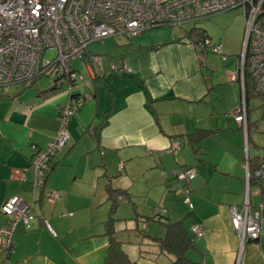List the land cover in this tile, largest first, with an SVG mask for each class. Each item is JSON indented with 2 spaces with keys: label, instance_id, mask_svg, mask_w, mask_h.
Segmentation results:
<instances>
[{
  "label": "crops",
  "instance_id": "obj_1",
  "mask_svg": "<svg viewBox=\"0 0 264 264\" xmlns=\"http://www.w3.org/2000/svg\"><path fill=\"white\" fill-rule=\"evenodd\" d=\"M174 26L87 46V55L102 56L105 74L93 78L87 69L86 77L81 73L83 85L72 88L85 102L71 115L67 144L50 160L41 187L33 185L32 148L43 147L56 136L59 108L69 100L66 83L53 92L52 84L37 86L41 78L14 84L21 86L17 91L0 88V206L15 195L32 206L30 227L19 221L13 232L10 264H103L108 245L107 184L126 190L131 199L150 194L147 216L157 207L162 220H183L195 246L187 252L192 261L264 264V230L241 248L229 213V206L243 204L247 181L250 201L260 199L259 185L249 181L251 166L260 159L246 149L247 84L240 77L230 80L237 59L223 77L210 74L202 63L207 52L201 51L191 32ZM111 63L125 64V69L111 72ZM30 87L36 93L25 92ZM220 89H227L229 97H219ZM244 99L246 125L234 116ZM200 129L208 135L191 143L188 135ZM174 143L180 146L176 152ZM185 166L197 169L189 186L192 209L184 201V182L173 174ZM139 177L142 180L135 184ZM52 190L59 192L57 199L46 197ZM6 222L0 210V228ZM194 225L203 227L202 236L192 231ZM141 227L151 236L165 233L156 220L142 221ZM130 234L132 242L125 249L137 264L171 262L148 241L140 246V238Z\"/></svg>",
  "mask_w": 264,
  "mask_h": 264
},
{
  "label": "built area",
  "instance_id": "obj_2",
  "mask_svg": "<svg viewBox=\"0 0 264 264\" xmlns=\"http://www.w3.org/2000/svg\"><path fill=\"white\" fill-rule=\"evenodd\" d=\"M236 7L243 8L245 29L242 51L236 58L237 69L230 73V80L240 77L246 85L247 73L254 93L264 98V0H0V88L29 84L46 75L65 82L69 95L67 103L59 108L61 122L56 136L43 147L32 148L34 188L43 186L49 161L67 144L69 119L85 102L83 95L72 93L76 81L83 80V75L72 68V59L85 58L90 75L103 76L102 56L87 55L90 43L116 36L132 38L151 28L180 26ZM198 44L201 51L228 59L221 45L209 37H202ZM49 49L56 53L48 60L44 54ZM124 69L125 64H110L111 72L120 73ZM234 116L246 125L245 99ZM179 149L178 143L172 145L173 152ZM196 173L195 166L173 172L184 182V201L190 209L193 204L189 186ZM253 176L259 185V201L255 204L250 201L247 181L243 204L229 206L231 225L241 248L247 241L257 240L264 230V158L260 159ZM59 195L57 190L47 192L50 200ZM0 210L7 216L6 224L0 228V264H10L13 232L19 221L30 227L32 206L15 195L5 199ZM158 210L153 211L156 216ZM192 231L197 236L203 235L201 225H194Z\"/></svg>",
  "mask_w": 264,
  "mask_h": 264
},
{
  "label": "rangeland",
  "instance_id": "obj_3",
  "mask_svg": "<svg viewBox=\"0 0 264 264\" xmlns=\"http://www.w3.org/2000/svg\"><path fill=\"white\" fill-rule=\"evenodd\" d=\"M181 27L186 29V31L191 32L193 37H195V34L198 32V30L202 31L211 39L213 43L221 45L222 53L228 57L227 60H222L219 54L210 51L205 53L202 59L203 66L205 68L208 67L210 74H213L215 77H223L224 74L227 73V69L230 64L235 63L236 58H238L241 54L245 29V17L242 7L232 8L194 22H187L182 24ZM174 28L178 30L179 26H174ZM55 53L56 50L49 49L45 52L44 56L49 60L55 56ZM105 57L109 59L108 55ZM71 64L76 73H82L85 77L87 76L88 68L82 58L72 59ZM218 81L224 83V80ZM52 83L53 77L44 75L40 80L37 81V86L39 88H44ZM83 83L84 80H77L73 87H81ZM15 85L13 84L8 87L14 88V91H17L21 88V86L18 87ZM247 90L249 94L248 109L250 120L248 132L250 135V145L248 147L249 143L247 142L246 149L250 151L251 157L257 156L259 159H261L264 158V98L254 93L253 83L251 80H248L247 82ZM29 91H34L36 93L35 87H30L25 90V92ZM218 92L219 97H221L220 94L222 96H228L230 93L227 91V89H220ZM221 103L222 99L218 98L215 104L217 107H219ZM226 104H230V102L227 101ZM141 180L142 179H140V177L135 179V184H138ZM252 189L254 190L255 187ZM139 195L140 196L133 198L135 202L133 199L131 202L122 200V202L118 205L115 212L116 221H114L116 226H121L123 229L129 228V226H135L137 223L141 222H136V219H141V215L144 217L148 215L149 208L147 206V201H149L151 195ZM106 206H108L109 209V205L106 204ZM127 234L131 235L130 233Z\"/></svg>",
  "mask_w": 264,
  "mask_h": 264
},
{
  "label": "trees",
  "instance_id": "obj_4",
  "mask_svg": "<svg viewBox=\"0 0 264 264\" xmlns=\"http://www.w3.org/2000/svg\"><path fill=\"white\" fill-rule=\"evenodd\" d=\"M207 36L202 31H199L195 34V40L199 42L202 37ZM208 37V36H207ZM36 80V79H35ZM34 80V81H35ZM246 84L248 82V75L246 73L245 76ZM33 81L29 84H32ZM65 83L61 82L58 78H53V83L50 88L51 92L60 88V84ZM247 90V88H246ZM248 91V90H247ZM252 91V90H251ZM208 135L207 130H197L188 135V139L191 143L202 139ZM256 164L251 166L249 181H255L253 176L254 167L257 166L260 160L256 159ZM50 162V161H49ZM256 168V167H255ZM49 172V168H47L45 173V178ZM256 182V181H255ZM107 201L109 202V211L108 217L105 222L106 225V236L108 237V245L106 250V256L103 264H137V262L130 258L126 249L125 244L132 242V239L129 238L130 233L134 231V236L140 238L139 245L142 246V241H148L150 245L156 247V251L159 254H164L171 257V262L169 264H202L201 262L192 261L187 257V252L190 249L195 248L192 238L189 236L186 227L184 226L183 220L179 221H168L162 220L160 216L162 215L161 211L158 210L159 213L157 216L152 211V215L146 216L143 218L136 219L137 221H147V220H156L161 223L165 227V233L163 236H151L146 234L144 228L141 227V222L137 223L133 227L129 228H121L118 229L114 224L116 218L114 217V213L118 205L122 202V200L132 201L131 196L128 194L126 190H122L120 188H115L111 186V184H107ZM154 209H158L154 207ZM129 231V232H128ZM142 252H145L142 251Z\"/></svg>",
  "mask_w": 264,
  "mask_h": 264
},
{
  "label": "water",
  "instance_id": "obj_5",
  "mask_svg": "<svg viewBox=\"0 0 264 264\" xmlns=\"http://www.w3.org/2000/svg\"><path fill=\"white\" fill-rule=\"evenodd\" d=\"M46 196V195H45ZM47 197V196H46Z\"/></svg>",
  "mask_w": 264,
  "mask_h": 264
}]
</instances>
